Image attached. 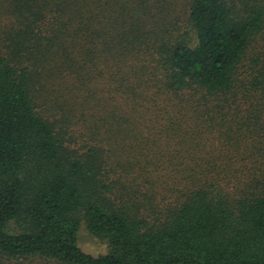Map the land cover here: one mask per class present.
Wrapping results in <instances>:
<instances>
[{
  "label": "trees",
  "instance_id": "1",
  "mask_svg": "<svg viewBox=\"0 0 264 264\" xmlns=\"http://www.w3.org/2000/svg\"><path fill=\"white\" fill-rule=\"evenodd\" d=\"M0 264H264V0H0Z\"/></svg>",
  "mask_w": 264,
  "mask_h": 264
},
{
  "label": "rangeland",
  "instance_id": "2",
  "mask_svg": "<svg viewBox=\"0 0 264 264\" xmlns=\"http://www.w3.org/2000/svg\"><path fill=\"white\" fill-rule=\"evenodd\" d=\"M78 246L80 249L93 257L102 256L108 253L109 248L107 243L94 238L86 230L85 224L82 221L77 233Z\"/></svg>",
  "mask_w": 264,
  "mask_h": 264
}]
</instances>
